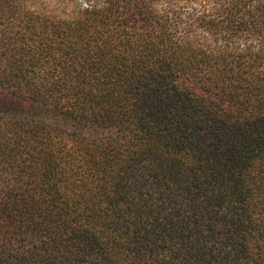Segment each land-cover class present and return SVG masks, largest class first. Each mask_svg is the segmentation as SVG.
Returning <instances> with one entry per match:
<instances>
[{
  "label": "trees",
  "instance_id": "trees-1",
  "mask_svg": "<svg viewBox=\"0 0 264 264\" xmlns=\"http://www.w3.org/2000/svg\"><path fill=\"white\" fill-rule=\"evenodd\" d=\"M160 1L0 0V264H264V0Z\"/></svg>",
  "mask_w": 264,
  "mask_h": 264
},
{
  "label": "rangeland",
  "instance_id": "rangeland-1",
  "mask_svg": "<svg viewBox=\"0 0 264 264\" xmlns=\"http://www.w3.org/2000/svg\"><path fill=\"white\" fill-rule=\"evenodd\" d=\"M29 3L32 5L31 9L37 11H51L52 9L59 12L62 10L65 4L69 5L70 8H75L76 6L85 7L89 3L96 4V5H105L107 0H28ZM175 1L176 0H161L159 5L163 6L166 2ZM174 2V3H175ZM185 8L189 9L191 7H198L200 0H181ZM63 3V5L61 4Z\"/></svg>",
  "mask_w": 264,
  "mask_h": 264
}]
</instances>
